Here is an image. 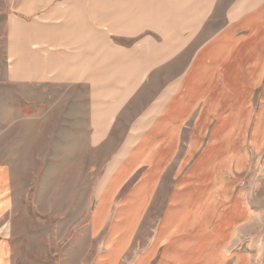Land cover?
I'll return each instance as SVG.
<instances>
[{
  "label": "crops",
  "instance_id": "crops-1",
  "mask_svg": "<svg viewBox=\"0 0 264 264\" xmlns=\"http://www.w3.org/2000/svg\"><path fill=\"white\" fill-rule=\"evenodd\" d=\"M218 1L141 0L137 8L133 2L126 15H142L138 31L154 37L130 46L87 47L88 28L99 31L71 23L67 8L50 10L52 23L23 29L34 0H0V22L12 40L11 62L46 63L45 72L27 78L94 80L89 142L98 148L155 73L196 41ZM222 19L122 139L94 200L92 264H246L230 243L234 204L241 203L231 178L245 172L248 145L255 153L263 144V122L250 115L264 106V0H231ZM128 32L134 36V28ZM6 191L0 171V208ZM6 252L4 243L0 264Z\"/></svg>",
  "mask_w": 264,
  "mask_h": 264
},
{
  "label": "rangeland",
  "instance_id": "rangeland-1",
  "mask_svg": "<svg viewBox=\"0 0 264 264\" xmlns=\"http://www.w3.org/2000/svg\"><path fill=\"white\" fill-rule=\"evenodd\" d=\"M140 1L34 0V14L25 16L22 25L23 29L32 22L47 25L52 23L50 10L67 8L71 23L99 31L88 28L87 47H101L102 41L130 46L154 37L152 30L138 31L142 15H126L133 2L137 8ZM229 2L218 1L196 41L170 67L155 73L123 111L109 141L98 148L89 142L94 80L59 81L46 73L43 78H27L34 70L45 72L46 63L11 62L15 59L9 47L12 40L0 22V171L7 179L3 192L7 203L0 208V257L6 243V264L93 263L97 251L90 229L94 200L112 171L122 139L159 89L179 76L194 50L221 28ZM133 28L134 36L128 32ZM40 50L45 55L46 49ZM253 115L263 122V144L255 146V153L248 145L245 172L231 178L238 185L241 203H233L236 220L229 230L230 243L244 255L246 264H264V106Z\"/></svg>",
  "mask_w": 264,
  "mask_h": 264
}]
</instances>
